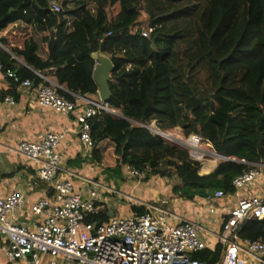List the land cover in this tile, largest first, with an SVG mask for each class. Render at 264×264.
<instances>
[{
    "label": "trees",
    "instance_id": "obj_1",
    "mask_svg": "<svg viewBox=\"0 0 264 264\" xmlns=\"http://www.w3.org/2000/svg\"><path fill=\"white\" fill-rule=\"evenodd\" d=\"M51 28L53 58L47 47ZM4 30L0 42L9 51L0 47L3 71L36 84V71L48 70L70 100L97 92L92 53L110 57L107 104L121 115L96 110L89 118L90 156L115 175L129 167L142 171L144 180L175 176L172 197L194 199L216 190L233 193L236 175L264 163V0H0ZM10 80L7 93L16 97L18 83ZM150 121L161 130L178 126L184 136L199 135L228 159L200 174V162L186 148L141 125ZM108 211L98 208L85 220L98 225ZM238 234L264 242V220H246ZM221 250L217 243L191 256L214 264Z\"/></svg>",
    "mask_w": 264,
    "mask_h": 264
},
{
    "label": "built area",
    "instance_id": "obj_2",
    "mask_svg": "<svg viewBox=\"0 0 264 264\" xmlns=\"http://www.w3.org/2000/svg\"><path fill=\"white\" fill-rule=\"evenodd\" d=\"M51 9L58 11L59 7L52 5ZM141 34L147 37L149 31L142 30ZM0 71L13 78L17 87L28 91L30 103L51 108L62 115H73L79 140L87 149L92 148L89 118L96 110L112 111L107 102L98 99L97 92L95 99L73 94L74 99L70 100L59 93L58 89H63L61 85L40 71H36L41 79L36 84L30 79L19 80L10 69L3 71L1 61ZM3 101L13 104L14 98L7 95ZM141 125L163 139H169L167 132L153 128L150 122ZM63 135L64 131L47 132L35 141L21 140L15 147L19 154L36 162L35 175L48 182L50 194L31 204L32 214L39 216L33 228L7 218L8 213L24 204L23 192L13 191L0 197V233L7 242L5 255L8 261H23L24 264H62V261L76 264H205L191 256L193 252L207 248L205 228L164 208L149 206L143 213L112 215L98 225L86 221L85 216L98 209L94 204L98 193L90 187L86 188L85 195L75 192L71 179L60 173L57 147ZM205 142L208 141L203 137L191 134L182 140L181 147L202 166L209 161L203 159ZM215 155L221 160L228 159L217 152ZM127 169L139 180L144 176L142 171ZM261 181H264V163L258 162L236 175L232 185L237 191ZM228 195L216 190L204 198L209 202ZM210 212L215 210L210 207ZM225 214L217 235L222 250L214 264H264V242L244 239L238 234L246 220H264V195L243 197Z\"/></svg>",
    "mask_w": 264,
    "mask_h": 264
},
{
    "label": "crops",
    "instance_id": "obj_3",
    "mask_svg": "<svg viewBox=\"0 0 264 264\" xmlns=\"http://www.w3.org/2000/svg\"><path fill=\"white\" fill-rule=\"evenodd\" d=\"M37 30L33 24L31 26ZM5 33L0 32V35ZM21 35V32L18 33ZM23 35V34H22ZM0 47L9 51L8 46L0 42ZM41 51V41L39 42ZM16 64H24L23 60H17ZM50 80L56 82L53 73L42 71ZM57 83V82H56ZM11 85L10 77L0 71V197H5L13 191L23 192L25 202L16 210L7 214V218L16 223L33 228L37 218L32 214L30 206L39 197L49 195L48 182L39 179L35 175L36 162L19 154L15 147L21 140L35 141L47 132H63L64 135L57 147L60 156V173L71 179L73 190L78 193H86L90 187L98 193L95 202L98 208H107L116 215L110 206L108 198L117 194L126 200L128 206L120 215H128L133 212L131 206H157L175 214L176 216L190 219L201 224L205 228L204 236L207 238V248L213 249L218 243L217 235L221 228V219L226 218V212L239 199L253 194L264 195V181L241 188L230 193L222 199H213L209 202L204 197L183 199L172 197V187L178 180L166 176L151 175L147 179H137L131 176L127 167L121 168L120 178L110 169L98 164L91 159V149H87L79 140L77 134V122L73 115H62L51 108L30 103L29 93L22 87H16L14 93L8 94ZM64 88L63 85H61ZM11 95L13 104L3 101V97ZM95 99V94L84 95ZM212 162L206 171L209 172L215 165ZM209 165V164H207ZM118 179V180H117ZM122 183L123 191L116 190L112 185ZM126 188V190H125ZM212 207L215 212H210ZM110 217V216H109ZM6 239L0 233V264H24L23 261H8L5 255Z\"/></svg>",
    "mask_w": 264,
    "mask_h": 264
},
{
    "label": "rangeland",
    "instance_id": "obj_4",
    "mask_svg": "<svg viewBox=\"0 0 264 264\" xmlns=\"http://www.w3.org/2000/svg\"><path fill=\"white\" fill-rule=\"evenodd\" d=\"M69 4H71V3H68L67 5H69ZM15 58H17V60H21L22 58L21 57H19V56H15ZM203 76V74H202V71H200V74H198V76H197V78L200 80V81H202L203 79L201 78ZM111 110L112 111H110L109 113L110 114H112V115H114V116H120L121 114H120V111L118 110V109H113V108H111ZM150 125L153 127V128H157V129H159L157 126H156V124H155V121L153 122V121H150ZM159 130H161V129H159ZM162 132H167L170 136H168V140L167 139H165L166 141H169V142H171V143H173V144H176V145H178V146H181L182 145V140H184V138H186L187 136H184L181 132V128L180 127H178V126H176V127H173V128H171V129H168V130H161ZM203 146H204V148H205V154H204V160L206 161V160H211V161H214V163L216 162H218L219 160H221V157H217L216 155H215V150L212 148V146H211V144L209 143V142H205L204 144H203ZM116 176H118V175H116ZM119 178H120V176H118ZM168 178H176V180H178L177 179V177H175V176H171V177H168ZM118 180V179H117ZM122 183H120L119 181H118V183H115V184H113L112 186L116 189V190H119V191H123L124 192V188H122V186H120ZM125 190H126V188H125ZM108 200H109V203H110V205L112 204V205H115L116 204V207L114 206L113 208L110 206V208H111V210H113L114 211V213L116 214V215H120L121 213H123L124 212V209H126L127 208V206H128V204H127V202H126V200L124 199V198H122V197H117V194L116 195H114L113 197H109L108 198ZM62 264H76V263H66V262H64V261H62Z\"/></svg>",
    "mask_w": 264,
    "mask_h": 264
},
{
    "label": "water",
    "instance_id": "obj_5",
    "mask_svg": "<svg viewBox=\"0 0 264 264\" xmlns=\"http://www.w3.org/2000/svg\"><path fill=\"white\" fill-rule=\"evenodd\" d=\"M49 57H54V47H55V36L54 29H50V35L47 41ZM92 57L95 59V64L92 71L93 79L97 85V96L102 102H107L110 97V88L108 85V80L113 71L114 65L110 57L101 52L96 51L92 53ZM113 212L110 211L108 216H112Z\"/></svg>",
    "mask_w": 264,
    "mask_h": 264
},
{
    "label": "bare ground",
    "instance_id": "obj_6",
    "mask_svg": "<svg viewBox=\"0 0 264 264\" xmlns=\"http://www.w3.org/2000/svg\"><path fill=\"white\" fill-rule=\"evenodd\" d=\"M214 162V161H213ZM206 163H204L202 166H201V168L205 165ZM208 164H213L212 162H209ZM211 166V165H210ZM210 166H208V167H210ZM200 168V169H201Z\"/></svg>",
    "mask_w": 264,
    "mask_h": 264
}]
</instances>
